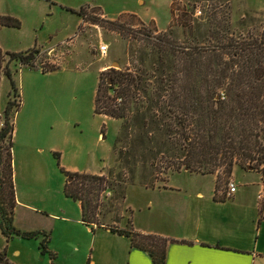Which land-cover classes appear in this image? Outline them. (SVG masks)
<instances>
[{"label":"rangeland","instance_id":"1","mask_svg":"<svg viewBox=\"0 0 264 264\" xmlns=\"http://www.w3.org/2000/svg\"><path fill=\"white\" fill-rule=\"evenodd\" d=\"M83 6L84 17L75 13ZM5 14L18 18L21 26H0V46L10 52L33 47L41 52L37 68L11 64L22 100L7 77L0 84L1 124L8 100L15 104L21 100L14 117L15 190L35 208L68 219L55 224L50 214L34 213L28 206L20 208L17 221L15 216L13 219L16 228L40 232L35 238L15 235L7 241L0 231V250H6L14 264H94L92 248L97 260L106 251L122 249L118 241L97 238L78 220L80 204L65 195L67 177L61 167L70 172L99 173L122 182L117 189L126 195L125 199L112 190L105 193L104 220L112 222L117 207L119 227L124 228L131 219L137 230L146 232L163 231L167 224L176 231L175 212L168 207L160 210V202L174 201L183 208L185 195L199 189L209 192L217 181L221 194L227 192L231 181L238 182L242 190L264 183V174L245 171L239 165L230 177L221 171L202 175L185 167L180 171L167 168V158L177 161L185 153L173 144L174 133L167 132V123L174 120L165 108L173 56L161 52L162 48L151 44L147 37L149 32L154 36L162 32L178 46L198 45L204 52L234 54L235 46L250 43L261 34L264 0H0V15ZM109 21L120 22L126 29H114ZM102 44L108 46L105 56L99 48ZM51 66L59 70L42 72V67ZM110 68L141 74L153 94L150 152L138 146V137L134 141L137 146L131 144L138 157L128 162L118 161L115 152L117 145H123L117 144L121 122L94 112L99 75ZM224 90L217 92L223 95ZM160 94L165 95L162 100ZM15 110L16 106L13 114ZM55 152L60 154V164ZM250 167L246 170H253ZM161 186L173 189L162 193L155 188ZM260 195L264 201V194ZM41 231L50 233L48 247L56 254L55 259L49 252L43 253Z\"/></svg>","mask_w":264,"mask_h":264},{"label":"trees","instance_id":"2","mask_svg":"<svg viewBox=\"0 0 264 264\" xmlns=\"http://www.w3.org/2000/svg\"><path fill=\"white\" fill-rule=\"evenodd\" d=\"M75 13L84 17L86 6ZM108 24L119 31L126 29L120 22L109 21ZM0 26L19 28L21 24L18 18L5 14L0 15ZM166 36L167 33L162 32L155 36L147 33L151 44L173 56L168 73L171 86L167 90L165 108L174 120L167 123V132L174 133L173 144L181 146L185 153L177 161L167 158V168L180 171L185 167L189 172L202 175L221 171L230 177L235 166L239 165L243 170L251 166L264 174V28L250 43L235 46L234 54L204 52L203 47L198 45L178 46L167 40ZM38 53L41 52L37 47L25 52H10L0 46V84L3 77H7L11 89L20 94L21 100L11 64L15 62L16 66L37 68ZM41 70L45 73L59 69L51 66L42 67ZM149 88L141 74L129 69L110 68L99 75L94 112L121 122L117 144L123 145H117L115 150L118 161L128 162L129 158L135 160L138 157L137 149L131 148V144L137 146L134 141L138 137V146L141 145L144 152H150L153 94ZM220 88L225 89L223 95L217 92ZM163 96L160 94L159 98L162 100ZM21 100L16 104L8 100L4 121L0 123V231L7 241L15 235L35 238L40 232H22L13 224L17 203L12 167L14 117L20 109ZM11 117L13 122H10ZM54 155L60 164V154L55 152ZM61 170L67 177L64 193L67 198L80 203L83 224L93 229L96 226L109 228L113 233L126 236L132 247L149 253L153 264H166L168 245L177 240L141 232L135 229L131 219L124 228L119 227L117 223L121 216L117 207L112 222L104 220L105 193L112 190L122 200L125 199L126 195L117 189L122 182H115L99 173L70 172L63 167ZM215 189L217 193L220 190L218 181ZM41 233L43 253L49 252L55 259L56 254L48 247L50 233ZM0 264H14L6 250H0Z\"/></svg>","mask_w":264,"mask_h":264},{"label":"crops","instance_id":"3","mask_svg":"<svg viewBox=\"0 0 264 264\" xmlns=\"http://www.w3.org/2000/svg\"><path fill=\"white\" fill-rule=\"evenodd\" d=\"M245 171H254V169ZM232 175L234 176L233 172ZM236 184L239 186L238 182ZM215 186L216 183L209 192L199 189L195 194L185 195L182 200L183 208L178 207L174 201L158 204L162 211L168 207L169 211L175 212L176 231L171 229L172 226H168L169 224L163 231L139 230L146 234L155 233L177 240L168 245L166 264H264V201L259 198L261 193L264 194V183L252 190H242L237 186L232 194L228 192L221 194L220 190L217 193ZM155 188L161 192L173 189L171 186ZM222 195L224 198H219ZM15 197L16 221V215L19 217L18 210L25 206L30 207L29 209L34 213L50 214L55 217L53 218L55 224L57 221L67 222L68 220L62 214L48 213L46 209H37L28 204L21 197L18 189ZM34 213H26L25 216L32 217ZM80 217L78 220L81 221ZM82 225L97 238H109L121 243L120 251H106L98 260L96 250L94 252L92 248L91 263L153 264L149 253L132 247L128 237L113 233L109 228L96 226L93 229L83 223ZM48 226H50L49 223Z\"/></svg>","mask_w":264,"mask_h":264},{"label":"built area","instance_id":"4","mask_svg":"<svg viewBox=\"0 0 264 264\" xmlns=\"http://www.w3.org/2000/svg\"><path fill=\"white\" fill-rule=\"evenodd\" d=\"M99 48H100V51L103 54V56H105V55L108 54V46L102 44V45H100ZM237 186L238 185L235 182L231 181L229 183V186H227V192H228V194L234 193L236 191ZM259 198L261 199L262 198V195H260Z\"/></svg>","mask_w":264,"mask_h":264},{"label":"water","instance_id":"5","mask_svg":"<svg viewBox=\"0 0 264 264\" xmlns=\"http://www.w3.org/2000/svg\"><path fill=\"white\" fill-rule=\"evenodd\" d=\"M250 169H253L252 167H250Z\"/></svg>","mask_w":264,"mask_h":264}]
</instances>
